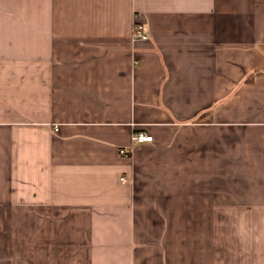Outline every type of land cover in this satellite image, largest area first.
Wrapping results in <instances>:
<instances>
[{
	"label": "crops",
	"instance_id": "obj_1",
	"mask_svg": "<svg viewBox=\"0 0 264 264\" xmlns=\"http://www.w3.org/2000/svg\"><path fill=\"white\" fill-rule=\"evenodd\" d=\"M0 264H264V0H0Z\"/></svg>",
	"mask_w": 264,
	"mask_h": 264
},
{
	"label": "built area",
	"instance_id": "obj_2",
	"mask_svg": "<svg viewBox=\"0 0 264 264\" xmlns=\"http://www.w3.org/2000/svg\"><path fill=\"white\" fill-rule=\"evenodd\" d=\"M137 16H135V24L133 27V39L134 41H143L149 39L148 27L144 24H141L137 21ZM133 139L138 143L152 142L154 137L152 135L146 134L144 132L135 133ZM122 154L128 155L129 151L122 150ZM122 180L125 182L124 178Z\"/></svg>",
	"mask_w": 264,
	"mask_h": 264
}]
</instances>
